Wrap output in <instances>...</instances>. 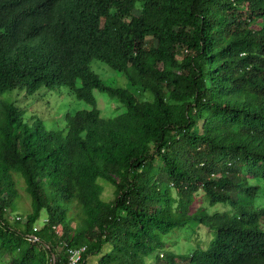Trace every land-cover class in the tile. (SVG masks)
Instances as JSON below:
<instances>
[{
  "label": "trees",
  "instance_id": "1",
  "mask_svg": "<svg viewBox=\"0 0 264 264\" xmlns=\"http://www.w3.org/2000/svg\"><path fill=\"white\" fill-rule=\"evenodd\" d=\"M137 1L0 0L3 264H264V0ZM57 88L91 105L63 129L12 97ZM196 223L211 244L170 249Z\"/></svg>",
  "mask_w": 264,
  "mask_h": 264
},
{
  "label": "rangeland",
  "instance_id": "2",
  "mask_svg": "<svg viewBox=\"0 0 264 264\" xmlns=\"http://www.w3.org/2000/svg\"><path fill=\"white\" fill-rule=\"evenodd\" d=\"M141 6V1H137L136 7ZM92 68L99 73L103 78L109 80L110 78H117L121 83L125 84L130 90H132L137 96H140L142 89L133 86L129 83L128 79L113 69L109 65L100 60H94ZM147 96L151 98L153 94L148 90L145 91ZM97 107L103 117H113L124 113L127 110L126 105L117 97H111L105 92L99 90L94 91ZM6 96V95H5ZM4 96V97H5ZM13 100L16 101L24 110L25 118L29 122L41 121L48 129H63L66 127L65 115L67 113H75L77 110L90 109L91 105L84 100L77 99L65 88H57L56 90H40L33 95H27L24 92H15L12 94ZM142 98H144L142 96ZM101 183L105 186L104 198L110 200L113 198V187L106 181L101 180ZM264 204V196H259L256 205ZM225 210L226 206L218 204L213 208H209L212 213L216 211V208ZM29 206L25 210H28ZM194 227L188 226L183 229V232L178 233L171 237L170 249L176 250L180 253H190L194 249L199 247L198 239H201L202 246L208 247L216 236L215 229L208 228L207 226L196 223ZM200 236V237H199ZM102 254H92L90 256L91 264H96ZM0 264H3L0 261Z\"/></svg>",
  "mask_w": 264,
  "mask_h": 264
},
{
  "label": "bare ground",
  "instance_id": "3",
  "mask_svg": "<svg viewBox=\"0 0 264 264\" xmlns=\"http://www.w3.org/2000/svg\"><path fill=\"white\" fill-rule=\"evenodd\" d=\"M86 250V247L82 248H74L70 250L71 256H75V264H78V262L82 259L83 253Z\"/></svg>",
  "mask_w": 264,
  "mask_h": 264
},
{
  "label": "built area",
  "instance_id": "4",
  "mask_svg": "<svg viewBox=\"0 0 264 264\" xmlns=\"http://www.w3.org/2000/svg\"><path fill=\"white\" fill-rule=\"evenodd\" d=\"M75 262H76L75 256H70V258H69V264H75Z\"/></svg>",
  "mask_w": 264,
  "mask_h": 264
},
{
  "label": "water",
  "instance_id": "5",
  "mask_svg": "<svg viewBox=\"0 0 264 264\" xmlns=\"http://www.w3.org/2000/svg\"><path fill=\"white\" fill-rule=\"evenodd\" d=\"M54 264L56 263V257L55 254H53Z\"/></svg>",
  "mask_w": 264,
  "mask_h": 264
}]
</instances>
